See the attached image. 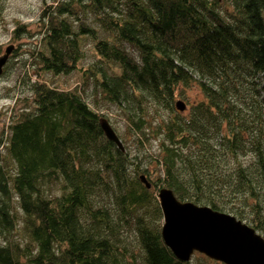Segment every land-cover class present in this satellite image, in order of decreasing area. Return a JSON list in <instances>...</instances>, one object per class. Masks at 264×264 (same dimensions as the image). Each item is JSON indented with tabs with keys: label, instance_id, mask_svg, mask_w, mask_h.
Returning <instances> with one entry per match:
<instances>
[{
	"label": "trees",
	"instance_id": "trees-1",
	"mask_svg": "<svg viewBox=\"0 0 264 264\" xmlns=\"http://www.w3.org/2000/svg\"><path fill=\"white\" fill-rule=\"evenodd\" d=\"M42 1L29 52L36 78L30 98L16 99L0 152V233L15 229L16 199L31 243H0V264H132L130 225L146 264H224L196 251L179 261L163 243L159 182L179 199L246 219L264 238V0ZM86 36L101 62L86 71L126 116L134 151L105 137L76 91L42 81L45 71L78 67ZM193 85L202 96L176 112L174 97ZM152 139L157 148L145 150ZM52 182L59 192L49 195Z\"/></svg>",
	"mask_w": 264,
	"mask_h": 264
},
{
	"label": "rangeland",
	"instance_id": "rangeland-1",
	"mask_svg": "<svg viewBox=\"0 0 264 264\" xmlns=\"http://www.w3.org/2000/svg\"><path fill=\"white\" fill-rule=\"evenodd\" d=\"M42 7V0H5L4 2L2 10L3 13L0 19V56L4 52L5 47L11 43L14 45L13 48L16 49V55H12L11 51L10 55L12 56H9L8 61L5 63L2 74H0V137L2 138L3 142L2 146L0 145V152L4 150V139L8 133L5 124H7L9 121V116L14 114L13 111L17 112L16 108L21 106V101H16V99L18 97H23L24 95L30 98L31 92L29 90V82L36 78L35 75H29V73L32 71L29 52L33 50V47L37 46V36L34 33L37 32L36 29L38 27L36 26L37 21L35 20L41 12ZM22 23L31 28V34L22 33V35L15 37L12 30ZM90 23L94 28L98 29V35L103 36L102 29L96 25L95 21L91 20ZM81 40L84 55L79 59L77 64L78 67L67 73L59 72L53 74L50 71H45L42 73V81L52 88H58L65 91L67 89L76 91L78 95H81L82 99L89 108H92L97 114H99L100 117L104 116L108 120L110 126H113L118 137H120L126 150L134 151L135 145L128 131L126 116L123 114L118 104H116L114 101H109L106 98V95L102 92L101 87L98 86L97 81H95L93 76L86 71L88 67H91V71H95L96 63H101L98 61L99 55L97 51H95L94 42L89 36L83 37ZM125 46L128 47L127 49L130 48V52L132 51L133 55L137 54L136 50L133 49L128 43H126ZM114 63L115 62L111 61L103 63L106 72L112 73L110 64ZM196 92V87L188 86L184 91L186 97L177 95L174 98V101L178 98H181L186 101V104H188V102L192 100V95ZM198 95L199 90L196 96ZM199 96L201 97L202 95L200 94ZM187 97L188 99L186 100L185 98ZM174 110L176 111L175 108ZM186 110L187 109H185V111ZM167 111V109H161L159 110V113H161V115L166 118L169 115ZM176 112L181 111L177 110ZM156 148L157 141L156 139H152L150 140L149 144H146L144 149L154 150ZM247 157L249 158V155ZM242 159L246 160L247 158L244 157ZM145 165L146 168L152 169L151 167L155 165V162L153 160L145 161ZM153 174L155 173L152 172V175L150 176L153 177ZM159 184H162V182H159L158 186ZM59 185L60 183L58 182H52L50 185L46 186L45 192L49 195L50 193L57 194L59 192ZM105 201H107V203L110 205L111 202L108 197L105 199ZM11 206V212L14 214L16 222L15 229L10 230V232L6 234L5 237H3L2 233H0V243L12 244L13 242H18L19 247L25 248V245L28 242L31 243V241H29L26 231L22 228L24 213L18 205L16 199L11 200ZM243 211L246 212L245 210ZM161 221L162 213L158 219L160 225L162 223ZM243 221L247 220L244 219ZM130 228L131 225L125 232V241L128 245V248L134 251L136 255V257L132 259L131 262L132 264H146L141 245L138 243L136 234H134ZM194 258L195 254L192 255L191 260H194ZM125 261H128V259L123 260V264H126ZM23 262L24 260L21 259V264H25Z\"/></svg>",
	"mask_w": 264,
	"mask_h": 264
},
{
	"label": "water",
	"instance_id": "water-1",
	"mask_svg": "<svg viewBox=\"0 0 264 264\" xmlns=\"http://www.w3.org/2000/svg\"><path fill=\"white\" fill-rule=\"evenodd\" d=\"M13 47L12 43L6 46L0 56V74ZM185 107V101L175 100L176 111ZM99 126L105 137L124 149L120 137L104 116L99 118ZM138 179L146 188L151 186L144 173H139ZM156 198L162 211L159 233L179 261L191 259L196 251L224 264H264V238L242 219L207 204L179 199L173 189L162 184L157 187Z\"/></svg>",
	"mask_w": 264,
	"mask_h": 264
},
{
	"label": "bare ground",
	"instance_id": "bare-ground-1",
	"mask_svg": "<svg viewBox=\"0 0 264 264\" xmlns=\"http://www.w3.org/2000/svg\"><path fill=\"white\" fill-rule=\"evenodd\" d=\"M187 87H188V86H187ZM187 87H186V88H187ZM193 87H196V86H195V85H193ZM184 90H185V89H184ZM196 90H197V92H196L195 94H193V95H192V100H193V99H194V97H195V96L198 94V88H197V87H196ZM177 95H180V94H178V93H177V94H176V96H177ZM183 95H184L183 97H186V95H185V94H183ZM176 96H175V97H176ZM175 97H174V98H175ZM180 99H181V98H180ZM185 99L187 100V99H188V97H187V98H185ZM182 100H183V99H182ZM183 101H184V100H183ZM185 103H186V101H185ZM187 106H188V104H186V107H185V109H187ZM184 112H186V111H184ZM161 212H162V211H161Z\"/></svg>",
	"mask_w": 264,
	"mask_h": 264
},
{
	"label": "flooded vegetation",
	"instance_id": "flooded-vegetation-1",
	"mask_svg": "<svg viewBox=\"0 0 264 264\" xmlns=\"http://www.w3.org/2000/svg\"><path fill=\"white\" fill-rule=\"evenodd\" d=\"M101 118V117H100ZM3 142H2V138L0 137V145L2 146Z\"/></svg>",
	"mask_w": 264,
	"mask_h": 264
}]
</instances>
